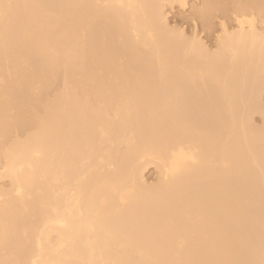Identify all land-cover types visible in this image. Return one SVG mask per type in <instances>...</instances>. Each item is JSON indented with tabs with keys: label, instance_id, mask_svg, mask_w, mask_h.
<instances>
[{
	"label": "bare ground",
	"instance_id": "1",
	"mask_svg": "<svg viewBox=\"0 0 264 264\" xmlns=\"http://www.w3.org/2000/svg\"><path fill=\"white\" fill-rule=\"evenodd\" d=\"M186 2L0 0V264H264V0Z\"/></svg>",
	"mask_w": 264,
	"mask_h": 264
},
{
	"label": "rangeland",
	"instance_id": "2",
	"mask_svg": "<svg viewBox=\"0 0 264 264\" xmlns=\"http://www.w3.org/2000/svg\"><path fill=\"white\" fill-rule=\"evenodd\" d=\"M228 1V13L224 14L227 16L222 15V12L219 11H215L210 18V26L208 28H206L201 21L199 20H194L192 18L191 12L192 9L195 7H199L200 6V0H187L186 2V6L185 8H180L178 5H173V7L169 6L167 7V22L169 24L170 27H176L179 28L180 30H184V34L186 36H190L191 33L195 30H193L194 28L196 29V33H199V36L201 39H203V42L206 44V47L212 51L214 50V45L216 43V37H218V35L221 34V29H220V22H224L225 25L227 26L228 30L231 31L233 30V28H235V25H233L235 23L234 20V15L231 12V8L232 6H230L232 3L229 0ZM230 4V5H229ZM191 10V11H190ZM231 14V15H230ZM191 15V16H190ZM222 19V20H221ZM224 19V20H223ZM194 20V21H193ZM258 21H260L259 19H257ZM260 22H256V26H258L257 28H260L262 25L259 24ZM259 24V25H258ZM261 25V26H260ZM233 26V27H232ZM260 26V27H259ZM182 28V29H181ZM203 29V30H202ZM209 29V30H208ZM261 103H263L262 105H264V95L261 97ZM253 124L257 127H260L262 125V118L260 116L255 115L253 117ZM261 124V125H260ZM144 177L148 182H152L155 178H156V171L154 168H150L147 169L144 172ZM7 187V182L6 181H2L0 182V187Z\"/></svg>",
	"mask_w": 264,
	"mask_h": 264
}]
</instances>
